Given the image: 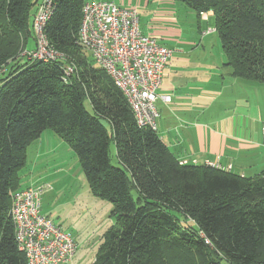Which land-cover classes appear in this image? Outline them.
Instances as JSON below:
<instances>
[{"label": "trees", "instance_id": "trees-1", "mask_svg": "<svg viewBox=\"0 0 264 264\" xmlns=\"http://www.w3.org/2000/svg\"><path fill=\"white\" fill-rule=\"evenodd\" d=\"M86 1L50 0L44 32L64 57L44 61L20 54L36 47L26 48L41 0H0V264H26L11 193L46 130L73 152L90 192L111 203L113 224L90 264H264V166L246 176L184 163L157 127H139L121 91L76 43ZM176 1L198 17L212 12L205 33L218 36L233 76L264 82V0ZM65 64L74 67L68 76Z\"/></svg>", "mask_w": 264, "mask_h": 264}, {"label": "crops", "instance_id": "crops-1", "mask_svg": "<svg viewBox=\"0 0 264 264\" xmlns=\"http://www.w3.org/2000/svg\"><path fill=\"white\" fill-rule=\"evenodd\" d=\"M211 16V11L201 13L202 20L197 21L195 36H185L177 30L178 36L169 40L168 46L174 51L164 67L157 91V132L179 161L217 163L222 169L236 171L241 165L238 162H243L242 157L247 156L246 152L260 143L258 138L264 121L260 137L252 138L251 132L257 116L262 118L257 92L264 89V83L244 80L230 73L218 36H213L212 31L205 33L206 29L201 28V23L208 22ZM142 32L151 34V31ZM32 46L29 41L27 48ZM166 95L171 97L169 102L163 100ZM60 147L71 154L70 148L52 131L41 134L29 147L22 187L44 181L41 162L44 163L46 154H54ZM247 164L251 167L257 164L260 170L264 160L259 159L257 163L251 160ZM241 170L236 173L246 175V171ZM41 211L44 213L43 206ZM76 253L65 264H76Z\"/></svg>", "mask_w": 264, "mask_h": 264}, {"label": "built area", "instance_id": "built-area-1", "mask_svg": "<svg viewBox=\"0 0 264 264\" xmlns=\"http://www.w3.org/2000/svg\"><path fill=\"white\" fill-rule=\"evenodd\" d=\"M81 12L76 43L90 54L93 62L121 91L136 124L156 129L159 116L155 105L157 91L165 64L174 50L140 30L135 8L109 0H87ZM51 13L50 0H41L33 18L36 47L25 50L31 58L57 61L64 57L48 42L44 32ZM73 70V65H64L66 76ZM170 99L169 95L163 96L165 102ZM261 143L264 145V127ZM207 164L220 167L217 163ZM49 188L50 184L44 182L11 193L9 215L17 249L24 253L26 264H65L77 247L72 235L41 211L42 196Z\"/></svg>", "mask_w": 264, "mask_h": 264}, {"label": "rangeland", "instance_id": "rangeland-1", "mask_svg": "<svg viewBox=\"0 0 264 264\" xmlns=\"http://www.w3.org/2000/svg\"><path fill=\"white\" fill-rule=\"evenodd\" d=\"M109 1H114L121 6L135 8L139 15L140 29L145 32L151 31L149 34L156 37L165 46H168L169 40L178 36L177 30L185 36H195L197 21L202 20L193 10L184 7L185 4L183 5L182 2L176 0ZM213 25L214 17L211 16L208 22L201 23V28L207 29ZM212 35L217 37L215 32ZM29 41L36 45L35 35L34 39H29ZM23 53H25V49L20 51V54ZM257 96L262 118L257 116L254 131L251 132L252 138L260 137L259 131L264 121V89H260ZM84 104L91 111L87 100L84 101ZM258 139H260V146L252 144L254 147L246 152L247 156L242 157L244 161L238 162L241 165L233 172L242 171V168L249 176L259 171L260 166L257 164L252 165V167L247 164L251 160L253 163H257L259 159L264 160V145L261 143V137ZM109 149L111 163L118 165L112 142ZM261 153L262 155H260ZM40 168L41 177L44 179L41 182L51 184V188L42 196L44 213L78 240L76 264H90L99 249L101 238L113 224L111 203L107 199L95 196L90 192L85 176L81 171L78 172L79 166L74 161L72 151L69 154L60 147L56 153L46 154L44 163L41 162ZM33 172L36 173V170ZM23 183L25 184V182Z\"/></svg>", "mask_w": 264, "mask_h": 264}]
</instances>
